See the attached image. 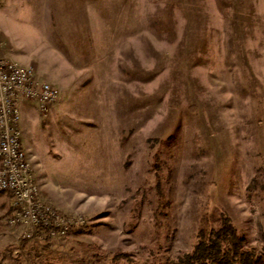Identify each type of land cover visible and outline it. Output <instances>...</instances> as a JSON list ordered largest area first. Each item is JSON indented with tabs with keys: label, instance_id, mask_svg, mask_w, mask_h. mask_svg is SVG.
Returning <instances> with one entry per match:
<instances>
[{
	"label": "rangeland",
	"instance_id": "374dc122",
	"mask_svg": "<svg viewBox=\"0 0 264 264\" xmlns=\"http://www.w3.org/2000/svg\"><path fill=\"white\" fill-rule=\"evenodd\" d=\"M59 3L73 67L38 76L58 90L46 115L21 98L20 137L40 199L86 223L23 241L0 192L2 264H166L220 212L259 247L264 0Z\"/></svg>",
	"mask_w": 264,
	"mask_h": 264
},
{
	"label": "built area",
	"instance_id": "2783aa9c",
	"mask_svg": "<svg viewBox=\"0 0 264 264\" xmlns=\"http://www.w3.org/2000/svg\"><path fill=\"white\" fill-rule=\"evenodd\" d=\"M21 98L36 101L39 111L46 115L58 98V90L49 82L38 80L32 67L0 61V192L12 197L8 224L19 228L26 242L43 233L50 238H63L83 226L86 219L81 214H61L40 199V187L20 139Z\"/></svg>",
	"mask_w": 264,
	"mask_h": 264
},
{
	"label": "crops",
	"instance_id": "0c3cea01",
	"mask_svg": "<svg viewBox=\"0 0 264 264\" xmlns=\"http://www.w3.org/2000/svg\"><path fill=\"white\" fill-rule=\"evenodd\" d=\"M59 2L60 0H0V61L11 60L30 66L38 79L41 74L46 76L45 71L49 72L48 69H54L52 74H60L65 69L66 74L69 73L68 67L73 66L66 55L69 49L65 36L66 14L60 10ZM87 14L85 16L92 19L91 13ZM83 17V12L80 15L76 11L71 13L70 19L74 23L70 24V30L73 25L74 32L78 28L76 20L83 26ZM26 156L33 171L32 158L27 153ZM41 194L44 195L45 192L40 190V196Z\"/></svg>",
	"mask_w": 264,
	"mask_h": 264
},
{
	"label": "trees",
	"instance_id": "16d2710c",
	"mask_svg": "<svg viewBox=\"0 0 264 264\" xmlns=\"http://www.w3.org/2000/svg\"><path fill=\"white\" fill-rule=\"evenodd\" d=\"M217 218L219 221L216 227L200 228L197 241L192 248L180 253L166 264H264V231L260 232L259 247L246 245L245 238L229 215L220 212ZM71 233L77 236L83 231L78 228ZM44 238L45 241L52 240L47 236ZM9 254L10 257L13 255ZM12 257L11 260L17 263L22 259L21 255ZM112 262H116V257Z\"/></svg>",
	"mask_w": 264,
	"mask_h": 264
}]
</instances>
